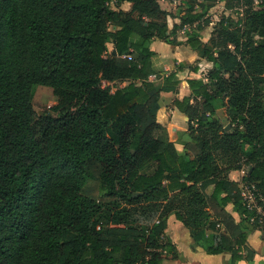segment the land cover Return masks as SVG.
<instances>
[{"label": "trees", "instance_id": "1", "mask_svg": "<svg viewBox=\"0 0 264 264\" xmlns=\"http://www.w3.org/2000/svg\"><path fill=\"white\" fill-rule=\"evenodd\" d=\"M124 1L131 12L111 8ZM194 1L181 0L180 26L202 17ZM253 3L226 0L242 16L221 17L209 42L186 33L213 68L206 81L187 78L191 97L173 101L187 117L181 153L176 130L156 120L176 71L160 89L149 79L151 40L177 43V25L153 20L166 14L156 0H0V264H162L181 258L161 242L170 213L207 253L252 259L227 207L257 228L228 178L246 168L241 180L264 190V5ZM37 85L56 97L41 114ZM222 99L229 129L214 115ZM138 204L158 222L130 223Z\"/></svg>", "mask_w": 264, "mask_h": 264}, {"label": "crops", "instance_id": "2", "mask_svg": "<svg viewBox=\"0 0 264 264\" xmlns=\"http://www.w3.org/2000/svg\"><path fill=\"white\" fill-rule=\"evenodd\" d=\"M161 10L166 14L163 16V22L166 23L167 29H172L173 26H178L176 29L175 39L176 44L167 43L157 38H153L150 42V49L154 51L151 57L152 68L154 73L149 77L150 81L154 83L156 89H160L163 85L162 77L171 72L176 71V77L179 80L178 85L174 91H160L159 93V110L157 112L156 119L159 123L165 126H171L177 132V143H175L176 149L181 153H186L187 150L183 148L182 143L190 141L187 133V117L180 112L173 104L174 99H183L184 97H191L190 90L188 88L187 78H201L206 81L207 73L213 68V63L208 62L205 58H202L198 51L193 50L186 43V33L194 31L198 33L202 42H209L214 26L216 22H209L207 25L202 21L200 23V17L190 23H185L180 26V17L185 14V9L179 7L178 11H174L177 4L184 5L181 0H176L174 4L168 0H156ZM111 8L114 10H121L124 13L131 12V2H121L119 4L111 3ZM171 6H173L171 8ZM181 10V11H180ZM193 11L192 13H196ZM135 14V13H134ZM208 16V14L206 15ZM145 20H148L145 18ZM158 21L157 19H153ZM184 27H188L189 31L182 32ZM172 38V37H171ZM109 51L114 53L113 44L108 43ZM180 64L184 66L177 71ZM190 102H193L191 98ZM224 119L228 123L226 116V107L224 106ZM220 109L215 110L216 112ZM165 119V124L161 119ZM247 174V169L232 170L228 173V178L232 181L238 182L243 176ZM213 191V186L207 188V193L210 194ZM228 211L233 215L235 222H240L243 226V231L246 232V245L252 251V259L247 261L246 259L239 260L236 264H263L264 263V229L250 228L246 226V220L242 217L239 211H235L232 205L227 207ZM250 225V224H249ZM220 232V230H217ZM210 229L203 231L207 236L210 233H218ZM169 240L171 244L177 249L181 258H172L167 256L162 264H227L231 258L229 251H224L218 254L207 253L201 245L200 235L193 236L189 230L176 219L173 213L167 216L166 227L164 234L161 237V242ZM245 255V251H243Z\"/></svg>", "mask_w": 264, "mask_h": 264}, {"label": "rangeland", "instance_id": "3", "mask_svg": "<svg viewBox=\"0 0 264 264\" xmlns=\"http://www.w3.org/2000/svg\"><path fill=\"white\" fill-rule=\"evenodd\" d=\"M172 4H174L173 0H168ZM225 1L226 0H207L205 2H202L201 0H195L193 2L194 10L198 13L202 14L204 18L202 17L200 19V23L204 21V23L207 25L209 22L214 21L218 22L221 17H230L231 22L234 23L238 18L242 16L241 10L237 8L233 9H227L225 7ZM264 5V0H254L253 6L255 8H259L260 6ZM173 6H171L172 8ZM185 9V5L177 4L174 11H178V8ZM180 10V11H181ZM208 14V16H206ZM163 17H159L158 21L160 23L163 22ZM124 83H113V86H119L123 85ZM224 102L225 99H222L217 104L216 109H220L218 112H216V117L219 119L220 123L224 126L225 129H229L230 124L229 122L227 124L226 120L224 119ZM56 103V97L54 96L52 89L47 86H41L37 85L33 89V96H32V104L37 112V114L43 113L46 109L53 106ZM157 120V119H156ZM161 121L165 124V119L162 118ZM158 122V120H157ZM161 124V123H160ZM138 204L134 207H131L130 209L132 212V215L130 217V223L132 224H141L145 226H150L153 221L156 220L157 214L151 211H147L146 205Z\"/></svg>", "mask_w": 264, "mask_h": 264}, {"label": "built area", "instance_id": "4", "mask_svg": "<svg viewBox=\"0 0 264 264\" xmlns=\"http://www.w3.org/2000/svg\"><path fill=\"white\" fill-rule=\"evenodd\" d=\"M176 2V0H173ZM189 31L188 27H184L182 32ZM127 59H131L130 55L124 56ZM106 82L102 85L105 86ZM239 194L241 197L242 206L245 210L243 216L248 219L249 223H257V228H264V190H260L254 182L251 181H238ZM154 222H158L156 219ZM216 228L223 230V226L219 223L216 224ZM165 253V251H162Z\"/></svg>", "mask_w": 264, "mask_h": 264}, {"label": "water", "instance_id": "5", "mask_svg": "<svg viewBox=\"0 0 264 264\" xmlns=\"http://www.w3.org/2000/svg\"><path fill=\"white\" fill-rule=\"evenodd\" d=\"M114 53H115V51H114ZM250 171H248V173H249ZM137 193H135V195H136Z\"/></svg>", "mask_w": 264, "mask_h": 264}]
</instances>
